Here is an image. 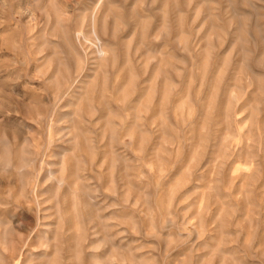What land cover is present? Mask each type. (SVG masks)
I'll list each match as a JSON object with an SVG mask.
<instances>
[{"label": "rangeland", "instance_id": "obj_1", "mask_svg": "<svg viewBox=\"0 0 264 264\" xmlns=\"http://www.w3.org/2000/svg\"><path fill=\"white\" fill-rule=\"evenodd\" d=\"M0 264H264V0H0Z\"/></svg>", "mask_w": 264, "mask_h": 264}]
</instances>
